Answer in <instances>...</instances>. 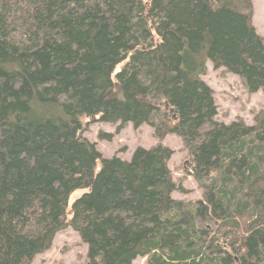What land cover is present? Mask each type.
Masks as SVG:
<instances>
[{"label":"trees","instance_id":"1","mask_svg":"<svg viewBox=\"0 0 264 264\" xmlns=\"http://www.w3.org/2000/svg\"><path fill=\"white\" fill-rule=\"evenodd\" d=\"M252 15L251 0H0V264H31L66 227L86 264H264V108L217 121L201 78L209 61L264 97ZM92 121L115 126L106 141L127 123L177 135L201 196L172 198L187 189L163 144L103 156Z\"/></svg>","mask_w":264,"mask_h":264},{"label":"rangeland","instance_id":"2","mask_svg":"<svg viewBox=\"0 0 264 264\" xmlns=\"http://www.w3.org/2000/svg\"><path fill=\"white\" fill-rule=\"evenodd\" d=\"M253 6L252 23L258 34H264V0H251ZM214 92L217 106L215 120L229 123L236 119H242L246 124L253 123V116L264 108V97L259 90L256 93H248L243 82L236 75L227 73L224 68L213 69L209 61L206 62V72L201 76ZM115 126L109 123L92 121L83 130V136L95 143L96 148L103 156H118L129 159L133 150L138 147L150 148L157 144H163L172 150L168 166L173 179L183 185L187 192L175 190L172 192L174 199H198L201 190L195 180L186 173L189 167L187 149L182 140L175 134H168L163 139H157L150 126L142 124L133 128L127 123L110 141L98 138L100 132L113 133ZM99 163L96 164V167ZM83 189H77L70 193L68 206L79 197ZM68 217L70 214L67 215ZM87 246L82 242L78 233L71 227L58 231L49 249L35 255L31 264H86ZM131 264H146L145 257H137Z\"/></svg>","mask_w":264,"mask_h":264}]
</instances>
